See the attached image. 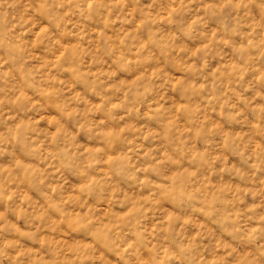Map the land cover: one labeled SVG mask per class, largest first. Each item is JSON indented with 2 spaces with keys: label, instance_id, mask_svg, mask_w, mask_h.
<instances>
[{
  "label": "clouds",
  "instance_id": "clouds-1",
  "mask_svg": "<svg viewBox=\"0 0 264 264\" xmlns=\"http://www.w3.org/2000/svg\"><path fill=\"white\" fill-rule=\"evenodd\" d=\"M0 264H264V0H0Z\"/></svg>",
  "mask_w": 264,
  "mask_h": 264
}]
</instances>
